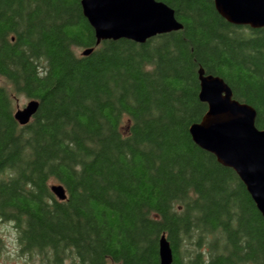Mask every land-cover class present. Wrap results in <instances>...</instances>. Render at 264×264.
<instances>
[{
    "label": "trees",
    "instance_id": "trees-1",
    "mask_svg": "<svg viewBox=\"0 0 264 264\" xmlns=\"http://www.w3.org/2000/svg\"><path fill=\"white\" fill-rule=\"evenodd\" d=\"M159 1L181 30L97 45L81 0H0V218L41 264H160L162 234L174 264H264L263 215L189 130L208 109L201 68L264 129V28ZM18 95L40 103L26 125Z\"/></svg>",
    "mask_w": 264,
    "mask_h": 264
},
{
    "label": "water",
    "instance_id": "water-1",
    "mask_svg": "<svg viewBox=\"0 0 264 264\" xmlns=\"http://www.w3.org/2000/svg\"><path fill=\"white\" fill-rule=\"evenodd\" d=\"M217 12L236 26L264 28V0H213ZM83 13L95 31L97 45L105 40L129 39L146 43L148 39L183 28L175 10L159 0H81ZM93 51L88 48L84 55ZM199 98L208 109L200 122L190 126L194 142L212 153L218 162L233 169L246 186L264 217V129L256 126V109L233 96L220 76L199 72ZM32 100L15 114L27 124L39 109ZM52 192L67 198L63 185ZM160 264H174L173 250L166 234L160 237Z\"/></svg>",
    "mask_w": 264,
    "mask_h": 264
},
{
    "label": "rangeland",
    "instance_id": "rangeland-1",
    "mask_svg": "<svg viewBox=\"0 0 264 264\" xmlns=\"http://www.w3.org/2000/svg\"><path fill=\"white\" fill-rule=\"evenodd\" d=\"M82 55V49L76 50ZM0 84L5 85V80L0 77ZM7 86V85H6ZM29 98L24 95H18L14 99L15 111L18 108H23L28 102ZM57 183H52V185ZM0 249L2 250L1 262L2 264H41V260L37 256H30L20 251L17 240V232L14 224L4 221L0 218Z\"/></svg>",
    "mask_w": 264,
    "mask_h": 264
},
{
    "label": "bare ground",
    "instance_id": "bare-ground-1",
    "mask_svg": "<svg viewBox=\"0 0 264 264\" xmlns=\"http://www.w3.org/2000/svg\"><path fill=\"white\" fill-rule=\"evenodd\" d=\"M96 44H97V39H96ZM98 45H99V44H98ZM87 49H88V48H87ZM92 49H93V48H92ZM85 50H86V49H85ZM85 50H84V51H85ZM84 51L82 52L83 55H84ZM90 54H91V53H90ZM85 56H86V55H85ZM200 70H202V71L206 74V72H205V70H204L203 68H201ZM200 70H199V72H200ZM206 75H213V74H206ZM213 76H217V75H213ZM199 80H200V79H199ZM228 85H229V84H228ZM229 86H230V85H229ZM32 100H36V99H31V100H29V101H32ZM26 105H27V104H26ZM26 105H25V106H26ZM25 106H24V107H25ZM24 107H23V108H18V109L14 112V117H15L16 112H17L18 110H22V109H24ZM33 117H34V116H33ZM33 117H32V118H33ZM32 118H31V119H32ZM15 119H16V117H15ZM16 120H17V119H16ZM17 121H18V123H19L20 125H26V124H22L19 120H17ZM30 121H31V120H30ZM30 121H29V122H30ZM27 124H28V123H27ZM57 185H60V184H57ZM159 247H160V242H159Z\"/></svg>",
    "mask_w": 264,
    "mask_h": 264
}]
</instances>
